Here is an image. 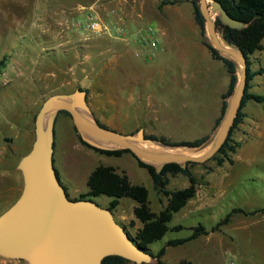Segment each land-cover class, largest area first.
Segmentation results:
<instances>
[{"label":"rangeland","instance_id":"obj_1","mask_svg":"<svg viewBox=\"0 0 264 264\" xmlns=\"http://www.w3.org/2000/svg\"><path fill=\"white\" fill-rule=\"evenodd\" d=\"M194 1L197 3V0ZM76 2L84 7L91 2L95 8L97 5V0H68L65 5L71 7ZM56 4L54 0H0V213L16 200L21 191V176L16 164L32 143L36 112L42 101L51 95H67L75 89L83 90L93 121L121 134H127L138 124L143 129L159 131L155 136H162L171 143L210 136L209 123L216 110L215 98L214 94L200 93L198 88L202 75L197 70L200 65L206 66L205 60L204 63L197 56L200 64L197 66L189 58H185L186 63L178 60L174 56L176 49H166L164 42H158L156 33L157 55L153 57L154 60L149 65H137L131 70L136 74L140 71L151 74L149 68L154 64L152 68L159 69V72H154L150 79L139 77L137 84L126 86L120 93L121 102L124 97L128 100L126 94H131V99L121 105V112L127 116L121 122L118 88L124 83L119 82V76L125 81L126 69L118 65V38L112 34L86 31L75 34L70 27L71 37H68L67 43L61 40L62 44L58 45L59 42L51 41L53 36L43 33L44 23L40 12L33 10L41 6L42 9L47 6L48 11L60 9ZM177 8L183 18L190 22L189 5L181 1ZM87 14V11H83L73 17L83 21ZM151 23L144 20L139 28L145 29L147 24L154 28ZM180 37L183 44L194 40L189 29ZM261 47L259 52L249 57L250 70H261V74L255 75L249 85L252 93L264 96V39ZM134 61L138 62L136 59ZM109 85L114 107L107 102ZM106 90L107 97L104 93ZM174 96L186 103L181 106L183 112L180 114L176 108L173 110L171 103ZM162 102L166 107L169 105L172 112V119L165 124L161 122L162 114L157 113L155 108ZM243 112L247 116L241 131L235 139L234 134L231 135L234 144L235 141L239 143L231 164L225 161L222 166L216 167L214 161L207 160L186 166L199 184L204 186L207 182L211 187L198 186L203 196L200 201L196 196L191 199L197 200L196 208L189 211L182 208L172 214L167 226H180V230H169L160 240L147 246L151 255L164 247V254L159 258L163 264H178L182 260L192 264H264V222L260 221L251 228L254 236L248 240L242 230L233 231L231 227L232 210L240 209L253 214L256 209H264V106L247 101ZM55 118L53 131L63 150L58 153L54 166L59 169L63 163L64 173L60 176L68 193H85V180L89 172L98 165L109 166L117 173L123 172L131 184L147 190L150 211L158 212L164 206L165 198L152 190L148 175L136 166L129 154L120 157L98 155L81 146L75 134V142L80 150L73 149L70 119L58 113ZM134 133L135 130L131 134ZM4 137L6 142L2 141ZM233 153H229V157ZM211 170L212 173L206 175ZM167 179V190H177L183 184L187 185V180L179 174L174 177L167 175ZM90 200L101 208L110 198L100 195ZM132 205L133 202L127 198L118 201L117 207L111 211L117 224V217H132ZM226 216L227 221L215 228ZM233 216L242 221L252 219L251 214ZM198 225L206 235H199L193 241L174 247L165 246L168 240L188 237L191 229ZM239 233L242 238H238Z\"/></svg>","mask_w":264,"mask_h":264},{"label":"water","instance_id":"obj_2","mask_svg":"<svg viewBox=\"0 0 264 264\" xmlns=\"http://www.w3.org/2000/svg\"><path fill=\"white\" fill-rule=\"evenodd\" d=\"M196 6L204 32L209 35V38L203 35L202 42L230 57L226 59L233 62L236 76L218 124L206 140L194 147L210 144L209 149L198 157L146 153L134 144H162L145 139L141 129L134 134H121L99 126L93 121L83 90L47 97L34 116L30 148L16 164L21 176V191L16 200L0 213V257L26 264H101V260L108 256H118L133 264L154 260L148 251L139 249L130 240L110 211L91 201L66 198L52 165L53 124L57 112H66L85 144L101 150H127L135 159L152 165L156 173L169 163L184 169L187 163L201 164L209 160L229 131L245 86L244 58L223 39L214 20L235 30L245 25L230 18L214 0H209V4L206 0H197ZM210 14L214 19L210 20ZM217 36L226 47L218 44ZM235 62L240 69H236Z\"/></svg>","mask_w":264,"mask_h":264},{"label":"crops","instance_id":"obj_3","mask_svg":"<svg viewBox=\"0 0 264 264\" xmlns=\"http://www.w3.org/2000/svg\"><path fill=\"white\" fill-rule=\"evenodd\" d=\"M32 1H34V0H32ZM54 1L57 3L56 5L60 9H55L54 11H51V10L48 11L47 6L46 7L44 6V9H42L43 6H41V8L37 7L36 9L33 8V10H35V11L39 10V12H40L41 21H43V23H44L43 33L44 34L48 33V34H50V36H53V39H51V41L59 42L58 45L62 44L61 40L65 41L64 43H67V41L69 39L68 37H71V35H72L69 32L70 27L73 30V32L76 34V31L74 30L73 25L75 24L76 21H80V20L76 17H73V16L76 13H80L83 11L88 12V14L85 15V18H87L88 16H90V14H92L93 16H91V17L99 19V20L101 19V21H103L105 23V25H107V28H108L110 34L115 33L116 30H121L122 33L124 34L123 39L121 37L118 38L119 42L117 44L118 45L117 46L118 65L123 66L126 69V77L124 78L125 81H122L123 77L119 76V82L124 83V84H121L120 87L118 88V98H119L118 115L120 117L121 122H123L124 119H127L126 114L121 112V110H122L121 105L124 101L128 102L131 99L130 98L131 94L130 93L126 94V97L128 100H126V98L124 97L123 101L121 102L120 93L123 92V90L125 89L126 86H128L130 84H137V82L139 81L138 80L139 77H141L143 79L144 78L150 79V78H153V76L155 75L154 72H156V71L159 72V69L152 68L154 64L152 66L150 65V68H149V71L151 72V74L148 72H146V74H145L142 71H140L136 74L135 71L131 70V68H136L137 65L140 66V65L145 64V63L148 64L149 62L154 60V59H152L151 61L144 60L143 59V56H144L143 52H141L139 50V48L134 43L133 35L135 34L136 30L140 29L139 27L141 25H143L144 20H150L154 24V28H153L154 36L156 33H158V37L160 38V39L158 38V42H160V41L164 42L166 44V49L171 48V47H174L176 49L174 51V56L178 60L185 61V58H189L193 61L192 63L194 64V66L200 65L199 62L196 60L197 56H199L198 59H200L202 62H204L203 60H205L206 63L205 62L204 63L206 64V66L200 65V69L197 70L198 72H201V75H202V77L199 81V84H198V88H199L200 93L206 92L207 94H212V95L214 94L216 110L213 112V116H212L210 123H209V133L208 134L209 135L211 134V132L215 128L214 122L219 117V113H220L219 110H220V106H221V102H222L221 95L224 94L227 90L228 83H229V75L226 72V70L224 69L222 63L220 61L212 59L208 50L203 46L202 36H200L199 30H198L197 26L194 24V21L192 18V6L190 4V0H178V1L176 0L177 3L172 4V5H168V4L160 5L159 4L160 0H97L96 8L92 2L87 7H84L80 4H78L77 2L75 5H73L71 7L70 6L67 7L65 4L68 3V0H54ZM168 1H171V0H168ZM181 1L187 3L190 7V11H191L190 12L191 13L190 22L183 18L181 11L177 8L178 3ZM95 11H96V13H95ZM144 24H146V23H144ZM149 25L147 24L145 26H149ZM184 27H186V28H184ZM188 29L190 30V32L194 36V40L188 44H183L181 42L180 36H181V34L184 33L185 30H188ZM49 41H50V39H49ZM162 53H163V48L161 47V54ZM156 55H157V50L155 51L154 58L156 57ZM134 59H136L138 62L134 61ZM185 63H186V61H185ZM164 64H166V63H164ZM131 72H135V73L132 74ZM128 73H130V74H128ZM173 79H174V77H173ZM172 81L174 82L175 79ZM250 90H251V86L249 85L248 91L250 93H252ZM111 91H112L111 86L109 85V88H108L109 94L111 93ZM104 93L107 97V90ZM107 98H108V100H107L108 105H112L114 107L115 104H114V102H112L113 98L111 97V94ZM107 98H105V99H107ZM178 99L179 98L177 96H174L171 104L173 106V110H174V108H176L177 113L180 114L183 112V109L181 106L182 105L185 106L186 103H183L182 101H180ZM225 101L227 103V99H225ZM155 108L157 109V113L162 114V120H161L162 124H165L168 120L172 119V116H171L172 112H171V110H169V105H167V107H166L164 105V102H162V103H159ZM241 112L243 114L242 121L236 127V129L233 130V132H232V135L234 134V139H235V136H237L238 133L241 131L243 123L246 120L247 114L245 112H243V108L241 109ZM55 120H56V118L54 119V122H55ZM53 127H54V124H53ZM138 129H141L143 131L144 135L155 136L159 132V131L155 132L153 128L143 129L138 124H136V126L132 127L127 134H131L133 130H135V132H136ZM147 131H149L150 134H146ZM71 134H72L71 148L73 147V149L80 150V146L75 142V137H74V133L72 132V130H71ZM56 137L57 136L55 135V133L53 131L52 165H53L55 175L58 179V182L62 186L67 198L70 200L77 199L80 195L86 194L87 189H86L85 193H77L75 191L72 193H68L67 188L62 183L60 175L64 173L63 163L61 164L59 169L56 166H54V162L57 159L58 153L60 151L62 152V150H63L60 142L57 141L58 137L57 138ZM2 141L6 142L7 140L4 137L2 139ZM235 142L236 143H235V147H234V151H233L234 153L229 157V159H230V162H228L229 164H231L233 162V156L236 152V149H238V147H239V143L237 141H235ZM224 163H225V161L223 163H221L220 166H222V164H224ZM220 166H216V167H220ZM211 173H212V170L209 171L206 175L211 174ZM191 176L195 179V193H194V196L192 198H194L196 196L197 199H199V201H200L201 197L203 196V192H201L198 189V186L200 185L201 188L205 186L206 189H210L211 186L207 182H205L206 185L202 186L201 184H199V182H197L196 178L192 174H191ZM187 185H188V183H187ZM187 185L183 184L182 188H185ZM147 198H148V196H147ZM191 199L186 201V203L184 204V206L182 208H186L188 211L191 208H196V204H197L196 201L197 200H191ZM108 202L106 203V206H107ZM117 205H118V203H117ZM117 205H116V207H117ZM134 205L135 204L133 202V205L131 206V213H132V208L134 207ZM106 206L101 207V208L105 209ZM148 206H149V202H148ZM6 209H4V210H6ZM231 212L233 215H236L237 217H239V215H241V216L243 215L244 217L250 216V214H251L252 219L248 220V221L247 220L242 221L239 219L236 220V218L233 215L231 218V227H232L233 231H235L236 229L240 230V231L242 230V233L245 234V236L247 237V240H248V238H252V236H254L251 233V228L254 227L260 221L264 222V211L262 212V211H258L256 209L255 211H253V214H252L250 212L245 213V212L241 211L240 209H234ZM154 213H156V212H154ZM117 220H118V225L121 226L123 231L125 230L124 232L130 238H132L134 236L136 230L141 227V224L133 218V215L131 218H127V217L125 218L123 216H120V217H117ZM240 237L242 238L241 233L238 234V238H240ZM196 238H198V237H196ZM195 239L186 241L184 243L193 241ZM232 241H233V238H232ZM0 264H26V263L21 261V260H13V259H7V258L0 257Z\"/></svg>","mask_w":264,"mask_h":264},{"label":"trees","instance_id":"obj_4","mask_svg":"<svg viewBox=\"0 0 264 264\" xmlns=\"http://www.w3.org/2000/svg\"><path fill=\"white\" fill-rule=\"evenodd\" d=\"M220 4L225 13L238 22L244 24V28L240 30L230 29L226 26H221L217 19L214 20V25L216 29L221 32L223 39L233 48H235L241 56L244 58V70H245V86L243 94L240 100L235 117L233 118L232 124L229 131L217 152L209 159L215 162L216 166H220L224 161L230 162L229 153H233L235 144L231 139L233 130L241 123L243 114L241 109L247 101H253L264 106V96L250 93L249 83L255 75L261 74V70L251 71L250 70V59L249 57L255 53L259 52L261 47V41L264 39V0H214ZM177 3L176 0H160V5H172ZM192 6V18L194 24L197 26L200 36H203L204 24L203 20L198 12L196 3L194 0H190ZM203 46L208 50L212 59L220 61L229 75V83L227 90L221 95V106L219 117L214 122V127L218 124L224 109L226 107V101L235 86L236 76L234 74V64L228 59H231L227 55L222 54V56L214 50L211 46H208L202 42ZM225 57V58H224ZM228 58V59H226ZM236 66V64H235ZM79 90V89H78ZM58 114H63L65 117L69 118L66 112L59 111ZM70 119V118H69ZM99 126L103 125L96 122ZM72 130L78 143L97 153L98 155H104L107 157H119L122 154H129L134 160L137 167L143 169L148 175L152 190L165 198V205L156 213L150 211L148 206V194L147 190L140 185L131 184L126 175L123 172L117 173L115 169L109 166L98 165L92 169L88 174L85 186L87 189L86 194L80 195L76 200H87L97 196H105L110 198L105 209L112 211L118 200L121 198H127L134 202V207L132 208V215L135 220H137L141 227L136 230L134 236L130 238L136 246L147 252V246L160 240L167 231H177L180 230V226H174L169 228L167 225L171 220L172 214L177 213L186 201L191 199L195 193V179L191 176L190 172L186 168L187 165L193 163H187L185 168L182 169L178 164L169 163L162 166L158 173L152 165L145 164L137 159H135L129 151L124 149L118 150H101L93 148L85 144L77 133L75 132L73 126ZM106 128V127H104ZM145 139H149L154 142H158L164 146L171 147H196L200 145L207 137H202L193 141H180V142H169L164 137L144 135ZM53 147V144H52ZM181 175L186 178L188 185L185 188L177 190H167L166 186L168 183L167 175L174 177L175 175ZM66 196V195H65ZM67 198V196H66ZM68 199V198H67ZM70 200V199H69ZM264 211V209L259 210ZM226 216L221 222L217 223L215 228L223 222L227 221ZM213 230V229H212ZM204 229L198 225L191 230V234L187 238L168 240L165 242V246L174 247L181 245L186 241L195 239L199 235H205ZM164 253V247L157 250L155 255H151L155 260L153 264H163L159 258ZM129 261L120 258L118 256H108L101 260V264H127ZM178 264H192L189 261H180Z\"/></svg>","mask_w":264,"mask_h":264},{"label":"built area","instance_id":"obj_5","mask_svg":"<svg viewBox=\"0 0 264 264\" xmlns=\"http://www.w3.org/2000/svg\"><path fill=\"white\" fill-rule=\"evenodd\" d=\"M74 30L78 33L81 31H86L92 34L104 33L111 35L107 25L101 20L88 16L84 21H76L73 25ZM112 35L117 38L121 37L123 39L124 34L121 30H116ZM134 37V43L137 45L139 50L143 52V59L146 61H151L155 55L157 49V42L154 36V30L152 27L147 26L145 29L136 30Z\"/></svg>","mask_w":264,"mask_h":264},{"label":"bare ground","instance_id":"obj_6","mask_svg":"<svg viewBox=\"0 0 264 264\" xmlns=\"http://www.w3.org/2000/svg\"><path fill=\"white\" fill-rule=\"evenodd\" d=\"M206 4H209V0H206ZM213 15L210 14V20H212ZM205 36L209 38L208 33H205ZM218 44L221 47H226L220 40L219 36H217ZM224 54V53H223ZM226 55V54H225ZM236 69H240V65L236 63ZM138 150L151 153V154H170V155H187L198 157L204 154L210 147V144L206 145L205 147L194 148V147H171V146H164L159 145L157 143H141L137 142L134 144Z\"/></svg>","mask_w":264,"mask_h":264},{"label":"flooded vegetation","instance_id":"obj_7","mask_svg":"<svg viewBox=\"0 0 264 264\" xmlns=\"http://www.w3.org/2000/svg\"><path fill=\"white\" fill-rule=\"evenodd\" d=\"M125 231V230H124Z\"/></svg>","mask_w":264,"mask_h":264}]
</instances>
